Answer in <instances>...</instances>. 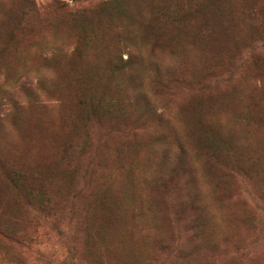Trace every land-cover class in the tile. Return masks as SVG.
<instances>
[{"label":"rangeland","instance_id":"obj_1","mask_svg":"<svg viewBox=\"0 0 264 264\" xmlns=\"http://www.w3.org/2000/svg\"><path fill=\"white\" fill-rule=\"evenodd\" d=\"M0 264H264V0H0Z\"/></svg>","mask_w":264,"mask_h":264}]
</instances>
